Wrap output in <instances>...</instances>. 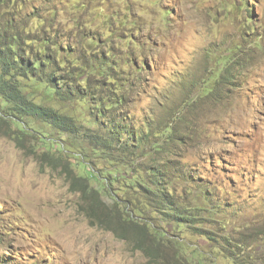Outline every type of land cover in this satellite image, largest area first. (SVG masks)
<instances>
[{"label":"rangeland","instance_id":"374dc122","mask_svg":"<svg viewBox=\"0 0 264 264\" xmlns=\"http://www.w3.org/2000/svg\"><path fill=\"white\" fill-rule=\"evenodd\" d=\"M17 6L27 18L16 20L27 25L24 35L35 50L33 37L45 35L84 60L101 52L116 60L118 77L140 83L122 106L131 123L158 133L136 149L132 171L141 187L135 173L100 157L83 139L37 119L7 116L0 99V260L234 264L238 253L246 258H238L241 264H262L264 0H26ZM35 8L40 11L30 13ZM231 59L243 66H233L219 83ZM87 80L102 87L100 77L87 73L77 81ZM24 92L75 117L85 132L99 129L87 102L55 97L37 82ZM167 124L181 140L168 144ZM156 166L164 170L160 186L170 200L188 208L187 222L173 220L169 207H159L160 198L145 190L149 167ZM225 236L245 238L246 252L224 251Z\"/></svg>","mask_w":264,"mask_h":264},{"label":"trees","instance_id":"16d2710c","mask_svg":"<svg viewBox=\"0 0 264 264\" xmlns=\"http://www.w3.org/2000/svg\"><path fill=\"white\" fill-rule=\"evenodd\" d=\"M24 1L26 0H0V99L4 103V112L7 116L13 114L40 120L55 130L72 136L74 141H80L81 138L100 157L107 159L113 157L115 165L119 164L118 167L132 171L135 166L137 147L151 144L152 133H158L156 129L155 131L151 130L148 134V131L142 130L139 126L135 128L131 123L130 114L122 107L130 100V96L138 91L140 83L136 84L133 80H131V84L128 81L124 82L125 80L117 75L118 62L113 61L112 58L107 59L102 52L90 54L84 60L76 57L78 55L74 54V48L68 51L58 41L49 39L45 35L33 37L38 42V50H35L29 44L32 38L27 37V34L24 35L27 25L25 22L16 20V18H27L21 17L18 12L20 6L17 4H22ZM4 8L8 9L5 13ZM35 9L36 11L30 13L40 11L38 8ZM51 45L54 50L50 49ZM82 56L84 57L85 54ZM77 60H81V63L72 65ZM68 61L71 62V65L67 69ZM233 66L241 68L243 66L242 59L225 61L223 72L218 77L219 83H226L230 73L233 72ZM140 68H142V64H140ZM83 73L100 77L102 87L94 85L92 87L89 80L85 85L80 86L77 80L82 78ZM35 82L44 84L55 97L68 101L87 102L93 106L99 129L85 132L75 117L38 104L27 97L24 92L25 87ZM166 127L169 128L168 144L175 140H181L182 136H177L179 134L174 128L169 124ZM155 144H157L156 141ZM156 149L159 151L160 147L157 146ZM139 169L142 170L140 166ZM164 174L162 168L160 171L158 167L155 170L153 167H149L147 178L150 182L145 186V190L155 193V197L160 198L157 204L159 207L164 205L169 207L168 214L173 220L178 223L187 222V219H190L187 218L190 216L188 208L175 205L169 198L168 190L160 186L161 180L164 181L163 177L166 178ZM135 175L136 184L144 187L145 184L136 173ZM151 184L154 185V188L151 187ZM165 185H169L168 182ZM79 186V190L85 194V183H81ZM221 244L224 246L223 250L226 249L224 251H234L235 247H238L245 253L247 249L246 239L240 236H225L221 240ZM246 255L248 258L253 257L251 252ZM239 257L245 258L244 255L239 256L237 253L234 256V264H241L238 260ZM0 264H4V261L0 260ZM262 264H264L263 261Z\"/></svg>","mask_w":264,"mask_h":264}]
</instances>
